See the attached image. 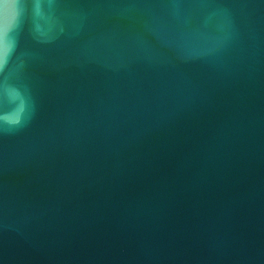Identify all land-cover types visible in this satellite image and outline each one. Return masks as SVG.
I'll list each match as a JSON object with an SVG mask.
<instances>
[{
	"label": "water",
	"instance_id": "obj_1",
	"mask_svg": "<svg viewBox=\"0 0 264 264\" xmlns=\"http://www.w3.org/2000/svg\"><path fill=\"white\" fill-rule=\"evenodd\" d=\"M0 264H264V0H0Z\"/></svg>",
	"mask_w": 264,
	"mask_h": 264
},
{
	"label": "clouds",
	"instance_id": "obj_2",
	"mask_svg": "<svg viewBox=\"0 0 264 264\" xmlns=\"http://www.w3.org/2000/svg\"><path fill=\"white\" fill-rule=\"evenodd\" d=\"M20 117H16V118H7L4 120V123L7 125H16L20 123Z\"/></svg>",
	"mask_w": 264,
	"mask_h": 264
}]
</instances>
